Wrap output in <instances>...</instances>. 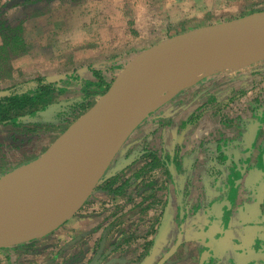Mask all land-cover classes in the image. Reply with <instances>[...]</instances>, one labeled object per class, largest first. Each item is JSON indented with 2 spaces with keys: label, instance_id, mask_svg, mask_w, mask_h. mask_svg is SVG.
<instances>
[{
  "label": "rangeland",
  "instance_id": "rangeland-1",
  "mask_svg": "<svg viewBox=\"0 0 264 264\" xmlns=\"http://www.w3.org/2000/svg\"><path fill=\"white\" fill-rule=\"evenodd\" d=\"M259 10L264 0H0V88L38 77L59 79L79 69L96 84L84 91L77 80L63 83L44 123L0 122V178L40 157L144 49ZM196 72V83L167 92L164 102L142 112L70 220L34 241L0 249V264H197L196 250L188 259L181 244L169 249L167 262L158 263L155 237L149 236L158 235L156 221L162 220L168 193H187L194 186L204 192L208 178L216 187L223 179L249 177L254 185L259 169L264 175V114L255 119L264 103V57L239 69ZM198 127L201 135L194 132ZM197 141L199 147H193ZM145 149L159 160L139 172L152 159L142 157ZM180 160L193 163L189 171L176 170ZM180 173L188 180L184 189L178 186ZM177 218L182 222L185 214L178 212Z\"/></svg>",
  "mask_w": 264,
  "mask_h": 264
},
{
  "label": "water",
  "instance_id": "water-1",
  "mask_svg": "<svg viewBox=\"0 0 264 264\" xmlns=\"http://www.w3.org/2000/svg\"><path fill=\"white\" fill-rule=\"evenodd\" d=\"M239 36L264 42V10L173 35L136 55L92 108L40 157L26 165L27 174L37 177L54 155L62 153L64 161L55 181L60 199L52 211L31 222L0 223V248L34 241L70 220L88 200L143 116L135 117L132 106L148 96L161 76L184 60L217 49Z\"/></svg>",
  "mask_w": 264,
  "mask_h": 264
},
{
  "label": "crops",
  "instance_id": "crops-1",
  "mask_svg": "<svg viewBox=\"0 0 264 264\" xmlns=\"http://www.w3.org/2000/svg\"><path fill=\"white\" fill-rule=\"evenodd\" d=\"M72 73H76L82 79H92L90 77L83 78L84 73L80 69L72 71ZM64 76L65 73L59 79ZM194 132L196 135H201L204 130L198 127ZM200 142H195L193 147H199ZM191 151L196 152L197 155L200 153L197 149ZM182 162L184 163H182L181 171L185 173L187 168L188 171L190 170L193 163L186 160ZM201 168V173H203L204 168H207V166ZM194 171L197 172L198 169H194ZM177 176L179 179L178 186L182 189L187 187V177L182 173ZM251 178L237 181V183L240 182L237 193H234V191L233 193L229 192L234 180L226 183V179H223L222 182L217 181L219 187H216L214 186L215 182L209 178L204 181V184L209 187L204 192L197 191V186H194L187 193L183 192L179 195L176 192L168 193V196H165L166 201L162 220L158 219L156 221L158 235L151 234L149 236L150 238L155 237L153 241L155 242L156 253L160 255L159 258H161V255L162 257L169 256L167 255L169 249L180 243L188 259L196 250L197 264H264L263 255L261 253L257 254L260 250L263 251L264 247L260 245L259 250L256 247H251L255 239L249 240L250 233L247 229L250 221L247 212L254 209L261 210L260 204L262 203L261 199L256 197V191H253L256 183L253 185ZM195 183L196 181H194ZM118 199L120 200L119 197ZM257 201L258 203H254ZM216 211L220 213L215 214ZM178 212L185 214V220H182V222H178ZM223 212L224 215L221 214ZM192 213H195V216ZM212 216L215 217L213 224L221 226V229L214 230V225L210 223ZM252 225L251 229L256 227L254 224ZM220 231L221 235L217 238ZM177 238H179L178 242ZM247 251H250L253 256L251 259L246 260L244 255ZM170 252L172 253V250Z\"/></svg>",
  "mask_w": 264,
  "mask_h": 264
},
{
  "label": "bare ground",
  "instance_id": "bare-ground-1",
  "mask_svg": "<svg viewBox=\"0 0 264 264\" xmlns=\"http://www.w3.org/2000/svg\"><path fill=\"white\" fill-rule=\"evenodd\" d=\"M263 57V41L257 38L236 37L217 49L188 58L177 68L169 70L159 78L158 84L150 88L147 97H143L140 103L132 106V112L135 117H139L143 111L164 102L168 98L167 92L173 94L179 89L193 85L198 79L197 69L206 67L239 69ZM63 161L62 153L54 155L37 177L27 174L26 166L2 177L0 223L25 224L52 211L60 199L55 181Z\"/></svg>",
  "mask_w": 264,
  "mask_h": 264
},
{
  "label": "trees",
  "instance_id": "trees-1",
  "mask_svg": "<svg viewBox=\"0 0 264 264\" xmlns=\"http://www.w3.org/2000/svg\"><path fill=\"white\" fill-rule=\"evenodd\" d=\"M94 74L98 80H102L100 70H95ZM72 80L80 82L84 91L96 85L94 81L82 79L76 73H66L64 77L58 80L38 77L0 88V122L4 124L33 123L36 125L44 123L46 121L45 115L47 114L45 111L55 103L53 98L57 92L64 90L63 83H68ZM109 88L110 84L108 83L107 89ZM150 156H152V159L146 161L139 172H147V170L157 165L159 158L156 152L151 149H145L142 157L149 158ZM175 163L176 170H182V161H175ZM117 176L118 174H115L109 178L111 187L116 184ZM109 180L106 182H109ZM126 185L127 182H124L120 187L123 189Z\"/></svg>",
  "mask_w": 264,
  "mask_h": 264
},
{
  "label": "flooded vegetation",
  "instance_id": "flooded-vegetation-1",
  "mask_svg": "<svg viewBox=\"0 0 264 264\" xmlns=\"http://www.w3.org/2000/svg\"><path fill=\"white\" fill-rule=\"evenodd\" d=\"M256 113V112H255ZM263 114H264V103H262V106H261V111L260 112H257L256 114H255V119L256 118H261L262 116H263ZM257 115V116H256ZM263 158H264V156H263ZM239 163H241V162H239ZM243 170H246L247 169V164L246 165H243ZM260 168H264V164H263V167H260ZM260 171V173H259V175H258V181H257V191L255 192L256 193V197L258 198V199H261V201H262V203L260 204V206H261V210H259V211H257L256 209H254L253 211H248L247 212V214L249 215V219H250V221H249V224H248V227H247V229H248V231H249V233H250V237H249V240H251L252 241V238H254L255 239V241L253 242V244H251V247L253 248V247H256L257 248V250H259V248H260V245L262 246L263 245V247H264V175H263V171H262V169H259ZM237 181H239V179H235V185H234V187H233V189H231L229 192L230 193H233V190H234V193H237L238 192V190H239V185H240V182H239V184H238V187H237ZM234 184V183H233ZM233 186V185H232ZM231 186V187H232ZM235 186H236V188H235ZM235 195V194H234ZM254 203H258V201L257 202H254ZM228 204V203H227ZM216 213H220V212H218V211H216L215 212V214ZM222 215H224V212L223 213H221ZM214 216V215H213ZM212 216V218H211V225H214L213 224V221L215 220V217H213ZM256 221V222H255ZM252 224H254V226H256V227H258V228H256V227H254L253 229H251V226H253ZM222 225V224H221ZM260 225H261V229H260ZM218 228L219 229H221V226H217V225H214V230H218ZM221 235V231L219 232V234H217V238L219 237ZM179 239V238H178ZM178 239H177V242H178ZM176 242V243H177ZM177 244H179L180 245V243H177ZM255 244V245H254ZM254 245V246H253ZM174 247H176V245L174 246ZM250 247V248H251ZM6 248V247H5ZM0 249H3V248H0ZM264 249V248H263ZM262 254L263 255V257H264V250L263 251H259L257 254L259 255V254ZM257 255V256H258ZM253 255H252V253L250 252V251H247L246 253H245V255H244V257H245V259L247 260V259H251V257H252ZM169 258V256H163V257H161L160 259H159V261H158V263H165V262H167V259Z\"/></svg>",
  "mask_w": 264,
  "mask_h": 264
}]
</instances>
